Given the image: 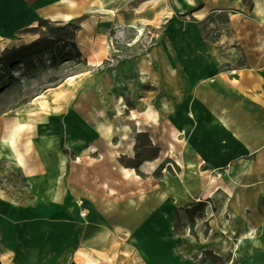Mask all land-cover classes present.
I'll list each match as a JSON object with an SVG mask.
<instances>
[{
    "label": "crops",
    "instance_id": "1",
    "mask_svg": "<svg viewBox=\"0 0 264 264\" xmlns=\"http://www.w3.org/2000/svg\"><path fill=\"white\" fill-rule=\"evenodd\" d=\"M158 1L134 8L165 23L158 44L106 67L84 57L91 80L31 100L47 109L24 113L20 152L0 126V159L25 164L20 202L0 189L2 264H264V0ZM97 6L0 0V53L44 25L83 32Z\"/></svg>",
    "mask_w": 264,
    "mask_h": 264
},
{
    "label": "rangeland",
    "instance_id": "2",
    "mask_svg": "<svg viewBox=\"0 0 264 264\" xmlns=\"http://www.w3.org/2000/svg\"><path fill=\"white\" fill-rule=\"evenodd\" d=\"M107 3V10H99L97 6L98 11L93 13V17H95L93 23L84 25L85 31L83 32H79L78 24L44 25L45 37L50 36L63 41H73L78 35L80 37L79 42L84 46V53L81 57H75L73 54L72 59L66 61L60 56H54V53H46L26 61L11 64L8 67L0 65V126L9 127L17 118L25 116L28 123L24 128H33L36 123L35 116L28 117L24 113L26 111H37L38 109L46 112L47 106H38L35 102L30 107L31 100L68 76L83 74L79 76L74 85H79L78 80L83 76L91 80V68L87 66L85 58L98 64L106 56V59H104L105 65H103L106 67L107 63L113 65L116 61L131 56L136 53V49L145 51L161 41L165 23L140 24L137 21L140 18L137 17L134 10V8H137L141 15L144 13V16H146L148 5L157 4V11L164 10V8H160L158 0H152L144 5L140 4L139 8L136 7L139 0H107ZM205 31L208 30L205 29ZM12 48L7 46L0 53V57L11 51ZM65 51L74 53L71 47H67ZM90 53L95 55L89 57ZM94 74L97 75L98 73ZM76 89L77 95L83 94L85 90L83 84L76 87ZM4 123L7 125H4ZM0 138L2 139V137ZM21 148L24 149L21 145V135L18 134L16 150L20 152ZM8 157L10 159H0V189L8 195H15L17 202H20L19 199L23 196L21 190L23 188V175L15 157L9 154ZM81 164H83L82 161L78 162V165ZM75 170L77 175L83 174L82 168L76 167ZM206 260L208 264H221L219 259L211 255Z\"/></svg>",
    "mask_w": 264,
    "mask_h": 264
},
{
    "label": "trees",
    "instance_id": "3",
    "mask_svg": "<svg viewBox=\"0 0 264 264\" xmlns=\"http://www.w3.org/2000/svg\"><path fill=\"white\" fill-rule=\"evenodd\" d=\"M67 47H71L74 53L66 52ZM46 53H54V56H60L66 61L71 60L73 54L75 57H81L80 51L72 40L63 41L55 37L44 36L28 44L13 47L11 51L0 57V65L8 67L11 64L26 61ZM0 264L2 263L0 262Z\"/></svg>",
    "mask_w": 264,
    "mask_h": 264
},
{
    "label": "bare ground",
    "instance_id": "4",
    "mask_svg": "<svg viewBox=\"0 0 264 264\" xmlns=\"http://www.w3.org/2000/svg\"><path fill=\"white\" fill-rule=\"evenodd\" d=\"M41 105L43 106V104ZM27 123L28 122L25 116H20L9 126V133H8L7 139H5L6 140L5 142L11 145L14 150H15V145L17 143V135L20 133V131L24 127H26ZM16 161L18 165L23 166V167L25 166L24 161L21 158L20 154H17ZM123 172L125 173V175L134 174L132 170H127V169H124ZM40 201L44 202L42 199H40Z\"/></svg>",
    "mask_w": 264,
    "mask_h": 264
},
{
    "label": "built area",
    "instance_id": "5",
    "mask_svg": "<svg viewBox=\"0 0 264 264\" xmlns=\"http://www.w3.org/2000/svg\"><path fill=\"white\" fill-rule=\"evenodd\" d=\"M75 204L79 209V214L81 217H84L87 214L86 209L84 208V202L82 199H76Z\"/></svg>",
    "mask_w": 264,
    "mask_h": 264
}]
</instances>
